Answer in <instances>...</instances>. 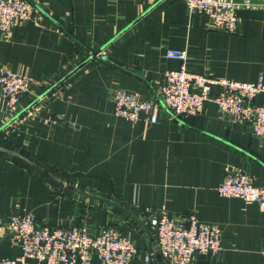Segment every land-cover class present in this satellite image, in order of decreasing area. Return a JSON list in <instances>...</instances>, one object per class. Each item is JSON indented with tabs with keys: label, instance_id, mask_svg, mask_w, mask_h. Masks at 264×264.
Wrapping results in <instances>:
<instances>
[{
	"label": "crops",
	"instance_id": "crops-1",
	"mask_svg": "<svg viewBox=\"0 0 264 264\" xmlns=\"http://www.w3.org/2000/svg\"><path fill=\"white\" fill-rule=\"evenodd\" d=\"M31 1L32 19L0 32V63L33 85L15 109L0 97V132L19 147L0 148V216L32 213L41 224L90 231L115 225L138 248L131 264H147L150 254L149 264H167L150 219L193 213L222 230L223 249L192 264H264V209L218 191L237 170L264 185V142L220 112L216 86L188 119L171 117L159 93L166 72L182 67L166 58L169 49L187 50L190 73L264 82V0L237 10L234 33L190 15L184 0ZM118 90L157 104L158 122L116 116ZM255 103L264 105V92ZM21 255L0 240V261Z\"/></svg>",
	"mask_w": 264,
	"mask_h": 264
},
{
	"label": "built area",
	"instance_id": "built-area-1",
	"mask_svg": "<svg viewBox=\"0 0 264 264\" xmlns=\"http://www.w3.org/2000/svg\"><path fill=\"white\" fill-rule=\"evenodd\" d=\"M31 0H0V32L10 33L17 25L32 19ZM188 13L206 15L214 30L234 33L239 27L237 10L257 7L250 0H184ZM166 58L182 62L179 70L168 71L159 93L171 117L188 119L197 116L211 100L213 87L218 95L213 99L220 112L237 124L251 126L256 138L264 142V105L255 103L264 92L262 79L256 83L217 79L187 71V50L169 49ZM31 78L0 63V97L10 109L17 108L32 92ZM158 105L138 95L118 90L114 96L115 115L133 123L142 118L157 123ZM11 126V125H10ZM9 126V127H10ZM6 129V128H5ZM227 198H239L257 203L264 209V185L255 186L244 171H231L218 189ZM90 210H87L88 216ZM158 250L167 264H192L196 256H217L222 252V230L207 224L193 213L179 218L164 214L149 221ZM11 239L20 246L17 259H3L0 264H131L138 254L135 243L115 225L90 231L85 226H50L41 224L32 213L0 216V240ZM152 254L146 257L151 262Z\"/></svg>",
	"mask_w": 264,
	"mask_h": 264
},
{
	"label": "trees",
	"instance_id": "trees-1",
	"mask_svg": "<svg viewBox=\"0 0 264 264\" xmlns=\"http://www.w3.org/2000/svg\"><path fill=\"white\" fill-rule=\"evenodd\" d=\"M8 141V139H5V133L4 132H0V148H9V149H17V148H19V147H16V146H13V145H11L10 143H8L7 142ZM2 150V149H1ZM21 151V153H23L24 154V156L25 157H27V159H30V158H32L31 157V155L29 154V153H27V152H24V151H22V150H20ZM24 156H22V157H24ZM17 161L21 164V165H23V166H29L31 169H37V170H40V171H42L43 172V170H41L42 168H40V167H38L37 166V163H35L34 164V161H33V163L31 164V162H27L26 160H23V159H21V158H19V159H17ZM43 174H45V172H43ZM47 174H49V173H47ZM49 176V175H48Z\"/></svg>",
	"mask_w": 264,
	"mask_h": 264
},
{
	"label": "water",
	"instance_id": "water-1",
	"mask_svg": "<svg viewBox=\"0 0 264 264\" xmlns=\"http://www.w3.org/2000/svg\"><path fill=\"white\" fill-rule=\"evenodd\" d=\"M83 194H84L85 196H88L89 198H92V199H94V200H97V201L103 202V203L107 204L108 206H111V207H114V208H118V209H121V210H123V211H125V212H127V213H130V211H129L127 208H125L124 206H122L121 204H119V203H117V202H113V201H110L109 199L102 198V197H99V196L90 195V194H87V193H85V192H83ZM136 219L138 220V222H139L144 228L146 227V224H145L142 220H140V219H138V218H136Z\"/></svg>",
	"mask_w": 264,
	"mask_h": 264
},
{
	"label": "rangeland",
	"instance_id": "rangeland-1",
	"mask_svg": "<svg viewBox=\"0 0 264 264\" xmlns=\"http://www.w3.org/2000/svg\"><path fill=\"white\" fill-rule=\"evenodd\" d=\"M157 246H158V242H157ZM158 253L160 254V252H159V250H158ZM161 255V254H160ZM161 257H162V255H161ZM163 258V257H162Z\"/></svg>",
	"mask_w": 264,
	"mask_h": 264
}]
</instances>
